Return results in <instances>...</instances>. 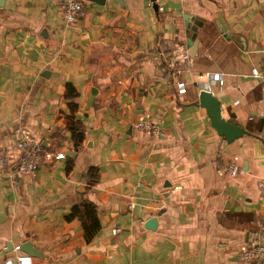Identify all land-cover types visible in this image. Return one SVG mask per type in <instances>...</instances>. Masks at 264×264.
Masks as SVG:
<instances>
[{
	"label": "crops",
	"instance_id": "crops-1",
	"mask_svg": "<svg viewBox=\"0 0 264 264\" xmlns=\"http://www.w3.org/2000/svg\"><path fill=\"white\" fill-rule=\"evenodd\" d=\"M252 67L264 71V0H83L71 24L59 0H2L0 264H264L237 258L249 231L264 241V84ZM208 72L224 80H209L221 117L248 134L227 142L210 125L197 100ZM138 117L164 134L134 128ZM15 128L63 156L15 173ZM231 162L234 176L217 170ZM80 198L99 224L88 242L64 216ZM24 240L36 255L13 249Z\"/></svg>",
	"mask_w": 264,
	"mask_h": 264
},
{
	"label": "built area",
	"instance_id": "built-area-1",
	"mask_svg": "<svg viewBox=\"0 0 264 264\" xmlns=\"http://www.w3.org/2000/svg\"><path fill=\"white\" fill-rule=\"evenodd\" d=\"M83 0H59L61 17L66 24L73 23L82 14ZM177 59L188 62L190 59L187 47L182 46L177 52ZM208 81L201 85L202 89H206L212 93V86L209 80L217 83L219 89L223 86L224 80L219 72H208L205 74ZM251 75L258 78L264 84V71H260L256 67L251 68ZM174 87L177 93H184L186 90V82L183 79H176ZM132 126L136 129L144 131L153 137H161L164 132L161 127L153 120L147 117H138L132 122ZM13 140L15 145L21 150L20 154L14 164L13 170L18 174H30L36 167L44 162H50L52 159H59L63 156L60 151H50L43 149L38 140L33 137L27 129L15 128L13 131ZM2 165V158L0 156V168ZM230 176H234L239 171V166L236 163H228L222 169ZM257 186L260 191L264 192V176L257 181ZM111 231L117 232L118 227H113ZM14 250H18V245L13 246ZM264 255V241L261 232L254 229L248 232V238L244 247L237 252V258L245 263L257 262ZM17 264H29V256L17 254L15 256Z\"/></svg>",
	"mask_w": 264,
	"mask_h": 264
},
{
	"label": "trees",
	"instance_id": "trees-1",
	"mask_svg": "<svg viewBox=\"0 0 264 264\" xmlns=\"http://www.w3.org/2000/svg\"><path fill=\"white\" fill-rule=\"evenodd\" d=\"M76 94L77 93L73 86L66 82L64 84L63 98L66 100L68 112L63 114V120L65 127L70 133V137L73 142V149H76V147L80 145V141L82 139L81 122L74 116L76 109L74 97ZM67 167L68 165L66 168ZM64 216L65 218L76 217L78 219L85 242L91 240L95 232L98 230L99 224L96 216L95 205L86 198H80L73 203Z\"/></svg>",
	"mask_w": 264,
	"mask_h": 264
},
{
	"label": "water",
	"instance_id": "water-1",
	"mask_svg": "<svg viewBox=\"0 0 264 264\" xmlns=\"http://www.w3.org/2000/svg\"><path fill=\"white\" fill-rule=\"evenodd\" d=\"M96 1V0H93ZM2 0H0L1 5ZM193 48L189 47L188 53L189 56L192 54ZM198 104L205 108L206 114L210 119V125L215 129V131L227 142L232 141L233 139L241 136L242 134H248L249 132L243 127L232 123L220 115V105L217 97L213 95L210 91L206 89H201L198 93ZM154 218H149L147 220V227L152 228L154 226ZM19 250H22L30 255H36L35 248L31 245L28 240L22 241L18 245Z\"/></svg>",
	"mask_w": 264,
	"mask_h": 264
}]
</instances>
